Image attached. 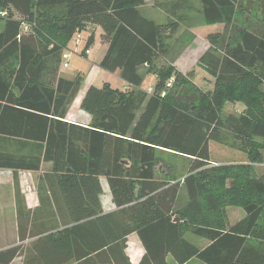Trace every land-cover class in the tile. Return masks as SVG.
<instances>
[{
  "label": "trees",
  "instance_id": "1",
  "mask_svg": "<svg viewBox=\"0 0 264 264\" xmlns=\"http://www.w3.org/2000/svg\"><path fill=\"white\" fill-rule=\"evenodd\" d=\"M184 1L163 9L173 16ZM199 2L196 32L214 51L186 74L160 71L149 92L137 89L139 69L166 56L177 18H146L144 0H0V169L30 172L50 163L55 208L67 209L58 214L61 229L31 231L30 247L0 250V264L22 253V264H130L132 233L144 248L138 264H264V171L248 166L264 161V97L256 99L253 85L264 84V0L257 29L235 23L241 0ZM88 26L100 28L106 45L99 67L118 70L131 89L89 86L81 109L91 122L83 126L65 119L81 77L59 73L66 42ZM227 102L242 110L223 115ZM159 151L189 159L181 181L157 169ZM100 176L116 207L108 213ZM180 191L186 201L179 208ZM226 206L244 215L229 224ZM204 212L216 214L214 226L204 224ZM187 231L204 245L188 241Z\"/></svg>",
  "mask_w": 264,
  "mask_h": 264
},
{
  "label": "rangeland",
  "instance_id": "2",
  "mask_svg": "<svg viewBox=\"0 0 264 264\" xmlns=\"http://www.w3.org/2000/svg\"><path fill=\"white\" fill-rule=\"evenodd\" d=\"M170 2L171 0H144L140 8L142 15H145L146 18L152 19L157 23H166L169 18L173 17L172 19L177 18L176 20L179 24L175 33L166 39L168 47L166 56L156 59L150 67H141L139 69V73L143 78L139 88L144 91H152L154 84H156L160 78V71L165 70L168 66H172L175 70H178L182 74H186L194 67L203 52L208 49L214 51V48H211L205 37H203L202 34L199 35L200 31L198 30V32H196V28L203 25V16L199 0H185L183 2V8L176 10V14L173 16L169 15L168 11L166 12L163 9V6H170ZM260 7L261 5L258 3V0H241L240 6H238L235 13V23L249 29L259 28L262 24ZM1 27L2 23H0V28ZM79 32L81 34V40L76 48L77 51L71 52V50L75 49L72 38L68 39L63 49V52L69 53V57L67 60L68 67L61 66V73L71 78H75L77 75H87L92 72L91 70L96 69L93 62L101 58V53L105 49V46L99 41V27L88 26V28L82 29ZM86 48L89 50L87 54L83 53V50ZM99 70L102 71L101 69ZM102 72L105 74L104 80L107 81L110 86L118 88L119 90L122 89L123 83L119 79L118 70L114 72ZM253 85L256 99L264 97V84L254 83ZM241 110L242 105L240 103L227 102L224 104L222 111L223 115H226L229 113H238ZM216 150H218V148L213 145L212 154H214ZM232 152L241 154L234 151ZM157 156V169H163L165 172L169 170L174 178L181 181L183 175H185L187 171L189 159L169 151H159ZM232 156L231 153L230 157ZM248 166L256 173L264 171V161L253 162ZM24 180H26V178ZM185 201L186 197L184 191H180L177 206L180 208L184 205ZM42 213L43 211L39 213L40 217L43 215ZM223 213L225 214V220L229 224L234 223L244 215L242 208L239 206H226ZM202 217L205 225L214 226L217 222V216L212 212H204ZM184 237L199 247L204 245L203 242H205L202 238L189 231L185 233ZM130 253L134 257L136 256L132 247ZM188 264L204 263L193 258Z\"/></svg>",
  "mask_w": 264,
  "mask_h": 264
},
{
  "label": "crops",
  "instance_id": "3",
  "mask_svg": "<svg viewBox=\"0 0 264 264\" xmlns=\"http://www.w3.org/2000/svg\"><path fill=\"white\" fill-rule=\"evenodd\" d=\"M99 41L101 42L100 32ZM101 44L105 46L104 51L101 53L102 57L106 50V45L102 42ZM100 59L93 62L96 69L91 70V73L84 76L79 75L81 77V83L74 99L68 107L65 117L67 121L83 126L90 124L91 116L89 113L81 109V101L89 86L93 85L100 87L107 82L104 80L105 74L102 72L106 70L101 69L98 65ZM59 74L63 78L73 79L69 76L63 75L61 69ZM119 79L123 83V87L120 90L131 89L130 85L124 82L121 78ZM49 170L50 163H42L39 170L30 172H14L11 169H0V250L15 245H20V247L25 250L30 247L33 239L36 237V235H30L31 231L34 234L39 233V231L54 233L56 230L63 227L60 226L61 222L58 214H63L66 217L67 209L66 206L62 204L57 213L54 199L49 190V182L46 180V175L49 173ZM25 178L27 181L29 180V187H25L24 185L23 181ZM99 185L101 187L99 202L102 212L108 213L114 211L116 207L112 201L106 177H99ZM41 211H43V215L40 217L39 213ZM56 223L58 226H55ZM131 247L136 253L135 257L130 253ZM125 253L129 257L130 264H138L144 253V248L136 233L127 236ZM23 257L24 253L17 255L9 264H22ZM168 263L173 264L171 258H168Z\"/></svg>",
  "mask_w": 264,
  "mask_h": 264
},
{
  "label": "built area",
  "instance_id": "4",
  "mask_svg": "<svg viewBox=\"0 0 264 264\" xmlns=\"http://www.w3.org/2000/svg\"><path fill=\"white\" fill-rule=\"evenodd\" d=\"M6 14V11H1L0 12V15L1 16H4ZM28 30V25L27 24H23V31H27ZM72 39H73V42H74V46H75V49L74 50H71V52H76L77 51V46L79 45L80 43V40H81V34L80 32H76L73 36H72ZM89 52V50L86 48L83 50V53L87 54ZM62 61H61V65L63 67H67L68 66V63H67V60H68V57H69V53L67 52H62ZM24 182V185L25 187H29L28 186V181L27 179L23 181Z\"/></svg>",
  "mask_w": 264,
  "mask_h": 264
},
{
  "label": "water",
  "instance_id": "5",
  "mask_svg": "<svg viewBox=\"0 0 264 264\" xmlns=\"http://www.w3.org/2000/svg\"><path fill=\"white\" fill-rule=\"evenodd\" d=\"M175 221H179V218H175Z\"/></svg>",
  "mask_w": 264,
  "mask_h": 264
}]
</instances>
